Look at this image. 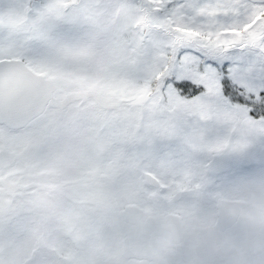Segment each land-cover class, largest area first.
Wrapping results in <instances>:
<instances>
[{
  "label": "snow or ice",
  "instance_id": "obj_1",
  "mask_svg": "<svg viewBox=\"0 0 264 264\" xmlns=\"http://www.w3.org/2000/svg\"><path fill=\"white\" fill-rule=\"evenodd\" d=\"M0 264H264V0H0Z\"/></svg>",
  "mask_w": 264,
  "mask_h": 264
}]
</instances>
